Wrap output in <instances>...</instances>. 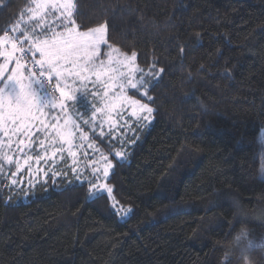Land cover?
Returning a JSON list of instances; mask_svg holds the SVG:
<instances>
[{
  "label": "trees",
  "instance_id": "trees-1",
  "mask_svg": "<svg viewBox=\"0 0 264 264\" xmlns=\"http://www.w3.org/2000/svg\"><path fill=\"white\" fill-rule=\"evenodd\" d=\"M74 2L82 30L107 24L141 69L165 70L153 101L135 97L153 114L119 138L91 134L111 196L68 168L35 187L1 175L0 264H245L225 242L241 223L264 233V0ZM27 5L0 0V36Z\"/></svg>",
  "mask_w": 264,
  "mask_h": 264
},
{
  "label": "snow or ice",
  "instance_id": "snow-or-ice-1",
  "mask_svg": "<svg viewBox=\"0 0 264 264\" xmlns=\"http://www.w3.org/2000/svg\"><path fill=\"white\" fill-rule=\"evenodd\" d=\"M33 2L35 7L28 11L31 18L36 20V27L24 33L23 41H20L19 36H9L7 31L0 36V45L11 44V50L5 48L0 51V56L4 58L3 63H0V133L7 140L6 143L0 142V159L11 164L12 157L5 149L10 151L14 144L19 151L30 149L36 135L42 134L44 139L38 141L42 148L45 147V140L60 145L53 150V157L64 152V145L67 144L68 155L75 161L73 132L69 130V125L72 129H80L81 124L94 128L99 117L102 127L104 118L108 117L107 122L111 127L114 123L111 120L112 113L116 112L120 116L126 109H131L130 119L135 117L137 122L148 121L153 108L148 103H142L141 99L153 101L149 95V77H158L165 70L157 72L153 68L151 72L145 73L137 67L135 51L131 55L125 54L109 42L107 24L82 30L84 26L77 23L79 14L74 0ZM10 31H19V26ZM102 45L107 48L106 52L102 53ZM10 64L14 66L9 67ZM129 90H134L131 95L128 94ZM77 92L86 95L91 93L100 104V107L93 104L88 118L69 112V102L76 100ZM138 95L141 99L135 98ZM52 110H58V114L52 115ZM61 119L64 120L63 125L58 123ZM49 129L52 130L51 134ZM100 135H104L103 131ZM14 137L22 139L14 140ZM81 139H88L82 130ZM113 155L120 160L125 159L122 150ZM103 159L102 175L107 178L113 165L108 157ZM20 167L17 163V171ZM71 170L79 180L80 174L76 168L72 167ZM50 171L53 178L66 175L55 168ZM100 171L93 168L94 174ZM44 175L47 177L48 173ZM11 183L14 185L17 180L13 179ZM97 186L106 189L111 196L113 190L110 186L92 185L93 188ZM113 200L115 208L114 197ZM124 211L128 214L131 209Z\"/></svg>",
  "mask_w": 264,
  "mask_h": 264
},
{
  "label": "rangeland",
  "instance_id": "rangeland-1",
  "mask_svg": "<svg viewBox=\"0 0 264 264\" xmlns=\"http://www.w3.org/2000/svg\"><path fill=\"white\" fill-rule=\"evenodd\" d=\"M34 7H35V3L33 2V0H28V5L20 13L21 14L20 21L17 24L19 26V31L9 30L8 32L9 36H19L20 41H23L24 33L31 32V30L36 27V20L31 18V13H29L28 11V9ZM18 46H19V42H18ZM24 47L25 48L27 47L26 43L24 44ZM5 48L11 50V44L0 45V51H3ZM101 48H102V53L107 51V48L105 46L102 45ZM15 55H21V53H16ZM1 59H2L1 63H3V59H4L3 56H1ZM13 66L14 65L12 64L9 65V67H13ZM137 67L139 66L137 65ZM152 70L153 68L151 67L144 69L143 71L145 73H149ZM156 71L158 72L159 70ZM157 78H158L157 76L149 77V83H151L153 80H156ZM130 91L131 90H129V92ZM129 92L128 94L130 95ZM55 95L58 96L59 93H56ZM76 97L77 98L74 102H69L68 108L70 114L79 113L83 115L85 118H88L89 116H91L93 104H95L97 107H100V104L93 99L91 93L86 95L84 93L77 92ZM130 112L131 109H126L121 113L120 116H117L116 112H113L111 115V120L114 123L112 124L111 127L107 122L109 119L108 117L104 118L105 122H103L102 127L100 126L99 117L97 118V126L94 128L92 126L81 124L80 129H72L71 125H69L68 126L69 130H72L73 132L72 151L76 152L75 161L73 160L72 157L68 155L67 144L64 145V149H65L64 152L58 153L56 156L53 157L52 156L53 150L55 148H59L60 145L59 143L53 145L51 141L45 140V147L42 148L38 143L40 139H44V136L42 134L36 135L35 142H33L30 149L19 151L16 145L14 144L10 151L5 149V151H7V154L12 157V163L8 164L4 160L0 159V176L3 175L11 186L35 187L36 185L40 184L41 181H44L45 183L48 180V178L52 176V173L50 171V169L52 168H55L56 170L61 168H68L71 171V175H73V177L76 179L75 175L71 170L72 167H75L77 172L80 174V179L77 180L79 183L92 182V185L93 184L107 185L106 180L108 177L104 178L102 175V169L105 164L103 157L105 156L108 157V160H110V158L108 155L101 152L100 149L95 145V143L92 141L91 134L92 135L100 134L101 131H103L104 133L103 136L119 138L121 137L122 132L124 130L128 131L131 125L140 124L142 122H145L147 124L151 121L149 118L148 121L141 120L137 122L135 117H131V119L129 118ZM57 114H58V110H52V115H57ZM125 122H127L126 126H125ZM58 123L63 125L64 120L61 119L60 121H58ZM81 130L83 133L87 134L88 137L87 140L81 139ZM51 131L52 130L49 129L50 134ZM13 139L14 140L22 139V137L19 138L14 137ZM0 142L3 143L7 142L6 138L3 136L2 133H0ZM262 142H263L262 145L264 146V135L262 136ZM17 163L21 165L19 171H17ZM93 168L101 169V171L99 173L94 174ZM110 171L111 169L109 170V173ZM45 172L48 173L47 177L44 175ZM13 179L17 180V183L14 185L11 183ZM92 185H90L89 187L91 189V192L89 190L91 196H93L96 193H107L106 189L102 190L98 186L96 188H93Z\"/></svg>",
  "mask_w": 264,
  "mask_h": 264
},
{
  "label": "clouds",
  "instance_id": "clouds-1",
  "mask_svg": "<svg viewBox=\"0 0 264 264\" xmlns=\"http://www.w3.org/2000/svg\"><path fill=\"white\" fill-rule=\"evenodd\" d=\"M259 179H264V169H259L257 172ZM237 211L235 215L243 218L246 213L236 203ZM225 247L231 254L232 249L238 248L242 254H245V264H258V260L253 259L248 253H258L259 256H264V233L254 234L253 229L246 223H241L236 231L231 234V237L225 242Z\"/></svg>",
  "mask_w": 264,
  "mask_h": 264
}]
</instances>
